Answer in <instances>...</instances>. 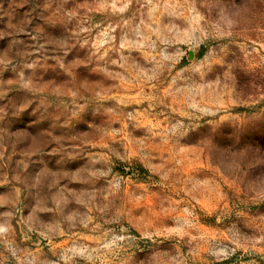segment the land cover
<instances>
[{
	"label": "rangeland",
	"instance_id": "374dc122",
	"mask_svg": "<svg viewBox=\"0 0 264 264\" xmlns=\"http://www.w3.org/2000/svg\"><path fill=\"white\" fill-rule=\"evenodd\" d=\"M0 264H264V0H0Z\"/></svg>",
	"mask_w": 264,
	"mask_h": 264
}]
</instances>
